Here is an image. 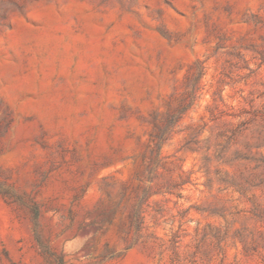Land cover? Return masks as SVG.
<instances>
[{
  "label": "rangeland",
  "instance_id": "374dc122",
  "mask_svg": "<svg viewBox=\"0 0 264 264\" xmlns=\"http://www.w3.org/2000/svg\"><path fill=\"white\" fill-rule=\"evenodd\" d=\"M0 264H264V0H0Z\"/></svg>",
  "mask_w": 264,
  "mask_h": 264
}]
</instances>
